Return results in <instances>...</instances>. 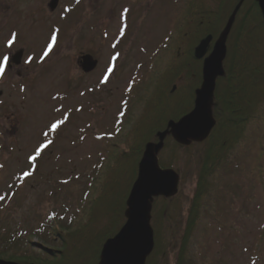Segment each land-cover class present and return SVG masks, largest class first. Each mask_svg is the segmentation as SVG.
Listing matches in <instances>:
<instances>
[{
  "label": "rangeland",
  "instance_id": "1",
  "mask_svg": "<svg viewBox=\"0 0 264 264\" xmlns=\"http://www.w3.org/2000/svg\"><path fill=\"white\" fill-rule=\"evenodd\" d=\"M49 1L0 0V62L7 65L5 57L21 51L19 65L8 63L0 77V239L20 234L28 239L24 253L39 257L61 250L58 230L75 233L88 219L96 235L108 224L111 212L102 208L89 218L88 199L97 197L107 162L116 159L111 153L132 142L127 140L144 108V101H133L135 95L149 101L151 84L166 75L165 98L171 102V95L178 100L188 93L190 81L186 68L171 83V48L159 50L189 0H59L53 12ZM220 1L203 0V8L216 12ZM225 1L224 15L232 0ZM85 56L96 62L87 74L81 70ZM53 124L59 125L56 135ZM248 134L237 151L240 178L229 189L225 212L216 222L201 218L204 229L195 234L193 248L198 263L264 264V186L252 179L264 149L256 129ZM42 141L50 146L40 152L33 176L23 179L34 167L28 156ZM203 148L202 143L176 150L167 139L158 155L180 181L176 197L153 203L154 264L175 263ZM131 179V170L121 167L118 202ZM90 237L87 231L79 241ZM100 242L94 240L91 254Z\"/></svg>",
  "mask_w": 264,
  "mask_h": 264
},
{
  "label": "trees",
  "instance_id": "2",
  "mask_svg": "<svg viewBox=\"0 0 264 264\" xmlns=\"http://www.w3.org/2000/svg\"><path fill=\"white\" fill-rule=\"evenodd\" d=\"M202 1L189 0L182 6L183 10L179 12L171 31V40L169 39L166 45L162 46L164 49L161 47L164 51L171 48V70H168V74L171 72V83L181 70L187 68L186 74L190 79L187 87L188 93H183L178 100L174 99L176 94H173L171 102L168 101V98H165L167 95L165 89L169 85L166 84L169 82V76L164 75L160 80L157 79L156 82L154 80L151 84L153 88L148 96L149 101L146 102L145 97L140 98V94L135 95L134 102L144 101L143 119L141 118L133 127L132 134L127 140L132 142L127 145V148L124 149L121 144V151L111 153L112 156L115 154L116 159L114 162L113 160L107 162L108 175L105 176V181L99 184L95 200L91 202L88 199L89 218L93 217L94 212L99 208L111 212L108 224L103 231L96 235L92 234V222L89 224L88 219L83 221V229L75 233L68 234L58 230L60 237L56 239L61 241V250H49L42 257L24 253L23 246L27 244L24 241L28 240L26 237L20 234L5 233V238L0 239V260L16 264H78L76 260L83 257L80 264H95L98 261L101 246L99 245L95 253L91 254V245L98 237L102 245L123 225L125 200L135 180L137 162L144 145L154 141V134L158 130H163L167 121H176L192 109L194 95L192 91L198 88L201 82V62L193 57L195 46L209 35L213 38L217 37L225 25L226 17L230 15L238 2V0H232L224 15L222 10L227 1L221 0L217 11L211 13L203 8ZM223 68L225 75L217 79L212 108L216 125L203 143L204 148L196 175L195 190L189 202L174 264H205L196 262L194 258L195 234L204 229V222L201 218L208 216L216 222L220 220V214L225 212L227 206L225 204L228 203L230 197L229 189L234 184L235 178H240V170L236 166L237 151L242 145L246 146L249 140L248 132L252 127L259 132L261 149H264V20L254 0H244L236 16L228 37L227 57ZM109 137L113 136L108 135ZM42 144L47 145L45 141H42ZM172 145L176 150L181 149L173 142ZM46 148L43 150L45 151ZM175 149L172 150L176 151ZM105 157L109 159L108 154ZM160 165L163 168L168 167L163 163ZM121 167L131 170L132 179L128 191L118 202L115 183H117ZM35 171L36 165L28 175L22 173L21 177L23 179L31 177ZM254 172L258 177L255 175L252 179L264 186V159ZM87 196L88 194H85V199ZM101 201L103 203L98 205ZM117 213L120 224L115 228L114 221ZM52 220L54 221V217ZM87 231L91 233V241L85 238L80 243L79 238H83ZM153 254L147 264H154L157 252Z\"/></svg>",
  "mask_w": 264,
  "mask_h": 264
},
{
  "label": "water",
  "instance_id": "3",
  "mask_svg": "<svg viewBox=\"0 0 264 264\" xmlns=\"http://www.w3.org/2000/svg\"><path fill=\"white\" fill-rule=\"evenodd\" d=\"M264 19V0H255ZM243 0L234 8L224 29L213 44L211 53L206 56L211 36L203 39L194 50L196 60H203L202 83L194 93V106L190 113L178 122L170 121L165 131L157 133V143H148L137 168V178L126 200L124 217L126 222L118 234L103 245L98 264H145L153 250V230L150 226L154 198H172L178 192L179 176L172 170H162L157 155L163 142L170 136L177 144L189 146L205 141L215 126L212 115L213 96L216 79L224 76L222 63L226 56V40ZM57 0L49 4L55 10ZM21 53L12 61L19 64ZM84 73L92 71L96 62L89 56L81 58ZM0 264H13L0 261Z\"/></svg>",
  "mask_w": 264,
  "mask_h": 264
},
{
  "label": "snow or ice",
  "instance_id": "4",
  "mask_svg": "<svg viewBox=\"0 0 264 264\" xmlns=\"http://www.w3.org/2000/svg\"><path fill=\"white\" fill-rule=\"evenodd\" d=\"M53 39V41L55 40V37H53L52 38ZM10 44H11V41L9 42ZM51 45H49V50H51ZM45 55H47V52L45 53ZM7 58L5 57V60H6ZM109 71H111V69H109ZM59 127V125L58 124H53L52 125V129L53 130H56L57 128ZM47 147V145H42L41 146V148H38L37 149V156L40 154V152L43 150V148H46ZM37 156H33V157H31V159L32 160H35L36 158H37ZM25 175H28L27 173H25ZM0 199H2V197H0Z\"/></svg>",
  "mask_w": 264,
  "mask_h": 264
}]
</instances>
